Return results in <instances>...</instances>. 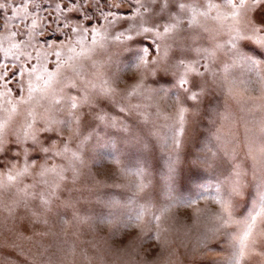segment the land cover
Returning <instances> with one entry per match:
<instances>
[{"label": "snow or ice", "instance_id": "6c2138e0", "mask_svg": "<svg viewBox=\"0 0 264 264\" xmlns=\"http://www.w3.org/2000/svg\"><path fill=\"white\" fill-rule=\"evenodd\" d=\"M5 7L12 8V15L0 25L8 33L0 40V213L14 218L23 209L33 223L47 225L54 209L57 215L60 208L73 209L72 221H64L65 236L73 224L108 220L111 212L107 217L82 215L77 201L61 199L65 191L75 190L68 185L80 181L86 166L83 148L91 137L84 136L83 128L91 117L97 126L116 130L118 137L126 134L125 143H139L153 116L162 115L160 103L169 97L167 89L152 85L175 78L176 112L166 117L176 121L173 152L181 149L186 118L199 108L209 85L225 93L224 110L215 112L220 128L214 138L221 142L228 126L223 142L233 146L234 156L222 190L218 188L210 198L219 209L213 218L218 230L239 228L233 251L224 258L227 264H242L252 255L264 235V0H22L15 7L8 0L0 3V9ZM14 20L21 29L13 30ZM26 33L27 40L11 39ZM121 53H127L128 63L119 75L109 74ZM4 58L15 61L12 68ZM121 78L126 81L122 88ZM13 80L18 97L12 95ZM253 84L259 85L260 96L240 91L241 86ZM257 111L259 119H255ZM129 118L131 126L126 123ZM238 123L245 125L246 132L252 131L249 123L254 125L255 133L245 142L231 132ZM74 141H78L75 150ZM238 143H243L239 151L246 149L244 160L253 162L254 183H246L243 161L237 162ZM111 147L119 150L116 142ZM217 157L218 151L209 149L205 162L219 166L223 161ZM136 188L143 192L147 185L138 180ZM96 203L109 209L118 206L117 201L97 199ZM241 203L247 212L237 220ZM165 212L149 215L147 223L159 222ZM144 216L141 211L129 217L142 233ZM78 234L71 232L73 237ZM128 236L124 233L114 243L125 245ZM72 246L75 250L76 240ZM260 254L264 255V248ZM44 255L40 252L33 260ZM82 256L85 264L95 259L87 249Z\"/></svg>", "mask_w": 264, "mask_h": 264}, {"label": "rangeland", "instance_id": "374dc122", "mask_svg": "<svg viewBox=\"0 0 264 264\" xmlns=\"http://www.w3.org/2000/svg\"><path fill=\"white\" fill-rule=\"evenodd\" d=\"M21 2L22 0H13V7ZM200 2L203 3V0ZM215 2L220 3V0ZM0 3L7 4L8 0H0ZM221 10L227 11V8L222 6ZM36 11L39 13V10ZM11 15L12 8L0 9V25ZM12 25L13 30L22 27L15 20ZM7 35L0 27V40ZM11 39L19 42L20 39L27 40L28 36L26 33L22 38ZM126 55L127 53L119 54L111 64L109 74L119 75L128 63L124 59ZM4 59L8 67L12 68L15 61ZM51 59L50 57L49 61ZM151 79L153 78H149V82ZM168 79L172 82L152 85L167 89L169 97L167 101L160 103L162 115L153 116V123L144 128L139 143H125L123 137L126 134L122 133L118 137L114 134L116 130L97 126L91 121V117L83 128L84 136L91 137L85 141L83 148L86 166L80 181L75 186L68 185V188L75 190L71 193L65 191L61 199L70 197L77 201V209L82 215L107 217L111 212V217L104 222L97 218L87 226L73 224L65 236L64 221H72L73 209L60 208V215L54 209L49 214L47 225L33 223L34 218L23 209L18 210L14 218L0 213V264H44L49 259L51 264H85L82 256L85 249L88 255L95 257L92 264H227L224 258L232 253L233 237L238 234L239 228L232 225L229 229L218 230V224L213 218L219 210L218 205L210 199L216 195L218 188L222 190L234 156L233 146L223 142L224 137L229 134L228 126L223 129L221 142L218 143L214 138L220 128L215 112L217 109L224 110L226 96L219 87L209 85L208 94L199 108L193 109L186 118L181 149L173 152L171 137L176 121L166 117H171L176 112L178 89L173 86L175 78ZM125 82L123 78L120 79L121 88ZM16 86L17 81L13 80V97L20 95L15 90ZM240 91L244 95H261L259 85L256 84L246 89L241 86ZM227 103L234 109L237 107L234 101ZM188 105L191 106L190 101ZM260 115L257 111L255 119H259ZM247 119L251 121L253 116L250 115ZM126 123L131 126L132 119L129 118ZM248 128L252 131L246 132L245 125L238 123L231 128V132L240 142H245L247 137L255 133L253 124L249 123ZM68 131L65 130V135H68ZM112 142H116L118 151L111 147ZM77 143L78 141L72 142L73 150ZM242 147L243 143L236 145L238 151ZM209 149L218 151L217 160L223 161L222 164L217 166L205 162ZM245 151L246 149L239 151L237 162L243 161L247 172L246 183L251 184L255 182L254 166L251 160H244ZM138 180H143L147 185L143 192L136 188ZM25 183L30 181L26 180ZM97 199L117 201L118 206L115 209L101 207L96 203ZM162 209H167V212L161 216V220L148 224L149 215L160 216ZM141 211L145 213L144 233L135 227V221H129L130 216ZM246 212L247 209L241 203L236 209L235 218L242 219ZM124 224L129 226L124 228ZM77 230L78 238L71 235V232ZM43 233L48 235H42ZM124 233H130L125 245L114 243ZM73 240H76L75 250ZM262 248L264 235L259 237L253 254L242 264H264V255L260 254ZM40 252L45 255L39 260H33Z\"/></svg>", "mask_w": 264, "mask_h": 264}]
</instances>
